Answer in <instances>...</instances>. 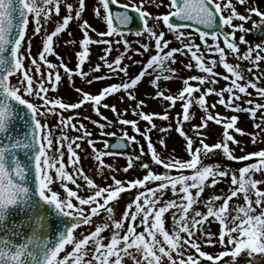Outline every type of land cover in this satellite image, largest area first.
I'll use <instances>...</instances> for the list:
<instances>
[{"label": "snow or ice", "instance_id": "1", "mask_svg": "<svg viewBox=\"0 0 264 264\" xmlns=\"http://www.w3.org/2000/svg\"><path fill=\"white\" fill-rule=\"evenodd\" d=\"M90 6L103 29L85 19ZM134 20V31L122 30ZM261 29L264 10L252 0H0V264H240L242 256L245 264H260L264 147L247 151L237 135L249 137L253 148L264 144V41L246 39ZM61 40L73 67L57 51ZM93 45L103 46L96 62ZM65 76L88 87L118 82L95 93L75 87L78 99L68 102L50 95ZM177 79L181 87L173 92ZM145 81L153 89L146 95L163 102L159 110L145 111L147 100L139 98ZM85 105L99 119L78 111ZM241 114L255 131L240 126ZM84 120L100 129L118 124L122 137L100 149ZM209 122L220 126L212 143ZM173 132L185 156L167 152ZM128 145H138V153L128 154ZM81 153L94 160L103 183L86 172ZM133 169L142 174L116 175ZM221 184L227 188L217 192Z\"/></svg>", "mask_w": 264, "mask_h": 264}, {"label": "rangeland", "instance_id": "2", "mask_svg": "<svg viewBox=\"0 0 264 264\" xmlns=\"http://www.w3.org/2000/svg\"><path fill=\"white\" fill-rule=\"evenodd\" d=\"M121 3H128L129 0H120ZM252 3L254 6H259L261 8V10H264V0H252ZM151 11H156L155 8H150ZM241 12L244 11L243 8H240L239 9ZM160 12H164L166 11V9L164 8H161L159 9ZM85 19H88L89 22L95 27H97L98 29H103L102 27V22L98 19H95L93 17V14L91 12V6L89 8V11L85 13ZM253 19H256V17H253ZM236 23H240V21H236ZM98 26H101V27H98ZM245 27H248V28H251L252 25L251 23L249 22L248 24L245 25ZM74 29H77V26L75 23H72V29L71 31L74 32ZM255 32L256 30H253L252 32L248 33L246 35V39L251 43V44H255L257 42H261V41H264V38H261V39H258L256 38L255 36ZM243 33H240V32H237V39L239 37V35H242ZM94 35V34H93ZM77 38H79L80 36H76ZM64 39V38H63ZM129 40L131 41H135L137 38L135 36H129L128 37ZM39 39L35 40L34 41V46H33V51L35 52L36 51V48L37 46L39 45ZM62 46H64L62 48ZM135 46V45H134ZM172 46H179L178 44H173ZM68 46L65 47V45L63 44L62 40L60 41V46L58 47L57 51L60 50H67ZM103 46H97V45H93L92 46V61L93 62H96L97 59H98V54H102L101 53V48ZM242 49L245 48L246 46L242 45L241 46ZM62 48V49H61ZM59 52V51H58ZM65 59L66 62L69 63V67H73L74 64H75V57L73 58L72 56V50L70 48V53H69V56H70V59L68 57H65L63 55V53L59 52ZM116 53H113V55H115ZM54 58V57H53ZM136 58L139 59H143L142 57L140 56H137ZM231 59V58H230ZM128 61L126 60L125 63H127ZM261 69H264V62L261 63L260 65ZM88 68L86 66L85 68V71H87ZM133 70V67L130 68V71L132 73H136L138 71V66L135 65V68ZM218 71H223L222 68H218L217 69ZM189 73L188 72H182L180 75L182 76H187ZM111 82H118L116 80L114 81H103V82H100L99 84H93L91 87H88L85 82L80 78V77H74L72 81H69L68 78L65 76L62 80V83L60 84L59 86V89L57 92L55 93H50L51 96H58L60 98H63L65 101H68V102H76V100L78 99V94L75 92V87H83L85 90L89 91V92H92V93H95L99 90L100 87L103 86V84H108V83H111ZM225 82L223 80L220 81V85H223ZM171 87V90L174 92L176 91L178 88L181 87V81L179 79L175 80L174 82L171 83L170 85ZM153 89L148 85L147 81H145L141 86H140V94H139V98L140 99H146L147 100V107L145 108V111H152L153 109H156V110H159L161 105H162V101L160 100H157V99H151L149 98L146 93L148 92H152ZM250 91H253L250 89ZM213 100H215V97H211L209 99V102H212ZM106 102L108 103H118L117 99L116 98H111L110 100H107ZM126 105L125 104H119L118 103V107L123 110V108L125 107ZM80 111L83 115H89L92 119H99L98 117H96L95 113L91 111V107L90 105H85L83 106L80 110ZM101 111L105 114H108V112H110L108 109H101ZM220 112H225V109L223 108H220L219 109ZM68 113H65V115H67ZM230 114V113H229ZM106 116V115H105ZM109 119H112V120H115V114L114 113H109ZM127 118H133L131 116V113L128 114ZM83 123L86 124L88 130L90 132L93 133V139H95L97 141V147L100 148V149H103L104 146H103V138L107 137V136H110L108 135V133H114V135H121L122 136V129H121V126H119L118 124H114V125H110V126H107L106 128L104 129H100L98 128L96 125H93L89 120H84L82 121ZM103 123V121H101ZM199 122V114H197V119L193 121V123H198ZM157 124H161L162 122L157 120L156 121ZM141 128H143L145 126V122H141L140 124ZM240 126L242 128H245L247 131L249 132H253L255 131V129L253 128L252 126V121L250 119L247 118V116L245 114H241V122H240ZM125 127H128V131H129V134L130 135H133L134 133L131 132V129L129 126H125ZM186 128H189L190 129V125H186ZM220 131V126L216 125L214 122H209V128H208V132L210 134L209 136V140L208 142L209 143H212L216 140L217 138V134L218 132ZM73 135H76V133H72ZM191 134V133H190ZM177 136L179 137V135H177V133L173 132L171 133V136L169 138H167V152H172V150L175 148L176 149V154L179 155V156H185L186 154L181 150V145L183 144V139L180 138L178 139ZM138 139H140V137H137ZM152 139L153 141L156 143V146L158 149H160L161 151H163L162 149V146L159 145L158 143V139H157V133L153 132L152 134ZM237 139H240L242 140L243 142L247 143V151H253V150H256L260 147H264V144H257L256 145V148H251L252 145H250L249 143V140L250 138L249 137H241L239 135H237ZM142 143H145V147H146V142H143ZM133 149L131 152H129L128 154H132L134 152H137L138 153V145H132ZM166 154V153H165ZM237 155H242L243 153L240 152V151H237L236 153ZM81 156H82V166L84 167V169L86 170V172L90 175V176H93L95 179H96V182L97 183H103V181L101 180V177L99 175L98 172H95L93 170V165H94V160L91 158V157H87L85 158L84 157V154L81 153ZM106 161L108 163H111L113 165H116V164H119L121 168H123V166H125L126 164V159L124 157H120L119 159H116V158H113V157H107L105 158ZM150 159L149 157H145V160H148ZM216 160H221L220 157H216L215 158ZM224 163L230 165L231 167L235 168L238 166V162L236 161H225ZM162 170V169H160ZM142 172L140 170H136V169H133V170H130L128 174H124L122 171L119 172V173H116L117 177L118 178H126L127 177H135L137 175H141ZM110 175V173H109ZM227 188V185L226 184H221L218 186V189L216 190L217 192H219L220 189H226ZM129 193H125L124 196H123V199L121 200L120 202V205L117 206L116 208V213L117 215L120 214V212L122 211V208H123V205L125 204V202L128 201L129 199ZM217 229V226L216 224H213L212 225V230L213 231H216ZM208 251H215V249H206ZM244 256L240 257L239 260H240V264H245L243 263L241 260ZM260 264H264V260H262L260 262Z\"/></svg>", "mask_w": 264, "mask_h": 264}, {"label": "water", "instance_id": "3", "mask_svg": "<svg viewBox=\"0 0 264 264\" xmlns=\"http://www.w3.org/2000/svg\"><path fill=\"white\" fill-rule=\"evenodd\" d=\"M113 11L114 12H116V11H124V9H121L118 6H113ZM129 12H130L131 15H133L135 17L136 14L134 12H131L130 9H129ZM137 25H138V22L134 20L132 23H130L128 28H122V30L125 31L126 33L129 32V29L134 31L136 29ZM263 33H264V29L259 30V33H257L258 37H262ZM118 140H120V138L112 137V138H110L107 141V143L109 145H113V144H116ZM121 142L127 144V142L125 140L121 141ZM127 149H128V146H127V148L125 150H127ZM110 150H116V149H110Z\"/></svg>", "mask_w": 264, "mask_h": 264}]
</instances>
